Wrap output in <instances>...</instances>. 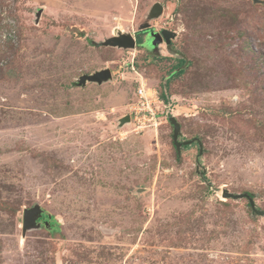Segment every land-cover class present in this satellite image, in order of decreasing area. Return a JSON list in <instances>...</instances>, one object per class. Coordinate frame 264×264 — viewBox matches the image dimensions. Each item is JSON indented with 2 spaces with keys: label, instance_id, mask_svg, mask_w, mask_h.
<instances>
[{
  "label": "rangeland",
  "instance_id": "obj_1",
  "mask_svg": "<svg viewBox=\"0 0 264 264\" xmlns=\"http://www.w3.org/2000/svg\"><path fill=\"white\" fill-rule=\"evenodd\" d=\"M142 83L169 116L135 132ZM0 264H264V0H0Z\"/></svg>",
  "mask_w": 264,
  "mask_h": 264
},
{
  "label": "water",
  "instance_id": "obj_2",
  "mask_svg": "<svg viewBox=\"0 0 264 264\" xmlns=\"http://www.w3.org/2000/svg\"><path fill=\"white\" fill-rule=\"evenodd\" d=\"M164 12V6L161 3H156L150 13H149V19H156L161 17ZM40 14V13H39ZM146 27H149V25H145ZM177 38V32L172 30H163L161 32H152L151 33V44L153 47H159V45L165 43L166 48L168 51L172 52L173 54H178L177 51L172 49V41ZM104 46H112V47H118L123 49H136L137 42L136 39L131 34H123L119 33L117 36H113L110 39H108L105 43H103ZM181 58L185 60V63L182 67L178 68V71L184 69L186 66H188L189 61L181 55ZM112 79V72L110 69H105L102 71H98L94 73L93 75H85L81 77L80 84H86L89 82H94L98 84H102L103 82L109 81ZM131 117L130 115H127L123 119H121V125H125L127 123H130ZM169 123L174 127V134H173V140L174 145L176 147L177 153L181 154V151L184 147L191 146L194 143H197L200 148V153H202V144L199 139H193V140H187V141H179V138L181 136V125L178 123L175 116L169 117ZM203 177V175H202ZM223 198L225 199H248L249 204L254 209V211L258 212L255 206V202L253 197L250 194H238L234 195L230 193L228 190H223ZM260 214H263L261 211H259ZM44 214V210L39 206L35 205L32 208L25 209L24 215H23V234L25 235L26 232L29 229L37 228L40 226L39 220L42 218Z\"/></svg>",
  "mask_w": 264,
  "mask_h": 264
},
{
  "label": "built area",
  "instance_id": "obj_3",
  "mask_svg": "<svg viewBox=\"0 0 264 264\" xmlns=\"http://www.w3.org/2000/svg\"><path fill=\"white\" fill-rule=\"evenodd\" d=\"M135 95V101L130 107V117L132 123L135 126V132H142L144 129L157 128L160 125V115L164 114V111H159L160 107L157 105H163L169 116L168 104L165 103L158 96L157 91H152L147 88L145 84H140L137 88Z\"/></svg>",
  "mask_w": 264,
  "mask_h": 264
},
{
  "label": "trees",
  "instance_id": "obj_4",
  "mask_svg": "<svg viewBox=\"0 0 264 264\" xmlns=\"http://www.w3.org/2000/svg\"><path fill=\"white\" fill-rule=\"evenodd\" d=\"M8 42H9V41H7V43H8ZM5 43H6V42H5ZM142 43H143L142 39L139 38V45H141ZM184 63H185L184 60H180V61L178 62V64L175 66V70H177L178 68L182 67V66L184 65ZM182 74H184V70H180L178 73H176V76H181ZM161 97L164 99L165 103H167V104L169 103V100H170V99H169V96H168L167 86H166V85H165V87H163V90H162V92H161ZM186 148H189V146L186 147ZM44 216H46V217H44ZM42 218H44L45 221L48 220L47 223H49V226L53 227V225H55V223H54L52 217H48V215L46 214L45 211H44V214H43ZM42 218H41V219H42ZM40 223H41V221H40ZM47 223L45 222V224H47Z\"/></svg>",
  "mask_w": 264,
  "mask_h": 264
},
{
  "label": "flooded vegetation",
  "instance_id": "obj_5",
  "mask_svg": "<svg viewBox=\"0 0 264 264\" xmlns=\"http://www.w3.org/2000/svg\"><path fill=\"white\" fill-rule=\"evenodd\" d=\"M162 31H163V30H162ZM174 40H175V39H174ZM136 42H137V39H136ZM137 44H138V43H137ZM163 44H165V43H163ZM172 44H173V41H172ZM161 45H162V44H161ZM187 147H188V146H187ZM184 148H186V147H184ZM184 148H183V149H184ZM40 221H41L42 223H45V222H46L44 218L40 219L39 222H40Z\"/></svg>",
  "mask_w": 264,
  "mask_h": 264
}]
</instances>
